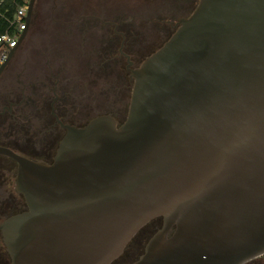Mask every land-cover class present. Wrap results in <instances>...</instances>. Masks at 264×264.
Listing matches in <instances>:
<instances>
[{"label":"water","instance_id":"95a60500","mask_svg":"<svg viewBox=\"0 0 264 264\" xmlns=\"http://www.w3.org/2000/svg\"><path fill=\"white\" fill-rule=\"evenodd\" d=\"M134 78L122 126L69 127L51 164L10 153L28 204L4 225L12 264H113L157 218L131 264L264 256V0H200Z\"/></svg>","mask_w":264,"mask_h":264},{"label":"flooded vegetation","instance_id":"af4514ba","mask_svg":"<svg viewBox=\"0 0 264 264\" xmlns=\"http://www.w3.org/2000/svg\"><path fill=\"white\" fill-rule=\"evenodd\" d=\"M163 1L144 8L130 2L35 1L25 36L0 74V148L6 152L0 153V258L7 256V264L12 261L4 225L28 210L17 189L20 164L10 153L51 164L69 127L83 128L101 116L122 126L130 112L134 70L200 2ZM155 221L160 229L163 219L150 223ZM145 227L113 264L126 255L128 264L139 259L150 240L137 239Z\"/></svg>","mask_w":264,"mask_h":264},{"label":"built area","instance_id":"2783aa9c","mask_svg":"<svg viewBox=\"0 0 264 264\" xmlns=\"http://www.w3.org/2000/svg\"><path fill=\"white\" fill-rule=\"evenodd\" d=\"M31 1L0 0V28H3L0 32V69L29 27L27 17Z\"/></svg>","mask_w":264,"mask_h":264},{"label":"rangeland","instance_id":"374dc122","mask_svg":"<svg viewBox=\"0 0 264 264\" xmlns=\"http://www.w3.org/2000/svg\"><path fill=\"white\" fill-rule=\"evenodd\" d=\"M69 1L72 4H75L77 6L83 4L85 1H89L91 5H94V4L97 5L98 3L102 2V1L109 2V3L114 4V5H118V4H121L123 2H130V3L134 4V8H144V7H148V6L153 7V5H154V7H158V6L164 4L163 0H69ZM185 12L186 11L184 10V13ZM158 226H159L158 221L150 223L138 235L137 239H144V244H146L147 241L157 232ZM5 257L6 258H4L2 260L0 258V264H7L6 261H3V260H7V256H5ZM129 261H130V257H129V255H126L125 257H123L122 259L117 261L115 264H128ZM248 264H264V257L256 259V260H254Z\"/></svg>","mask_w":264,"mask_h":264},{"label":"trees","instance_id":"16d2710c","mask_svg":"<svg viewBox=\"0 0 264 264\" xmlns=\"http://www.w3.org/2000/svg\"><path fill=\"white\" fill-rule=\"evenodd\" d=\"M0 32H3V28H0Z\"/></svg>","mask_w":264,"mask_h":264}]
</instances>
